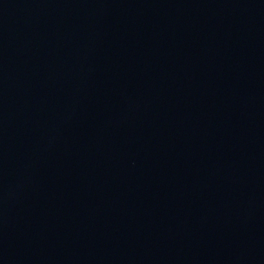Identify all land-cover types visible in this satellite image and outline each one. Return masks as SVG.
<instances>
[{
    "label": "water",
    "instance_id": "obj_1",
    "mask_svg": "<svg viewBox=\"0 0 264 264\" xmlns=\"http://www.w3.org/2000/svg\"><path fill=\"white\" fill-rule=\"evenodd\" d=\"M0 264H264V0H0Z\"/></svg>",
    "mask_w": 264,
    "mask_h": 264
}]
</instances>
